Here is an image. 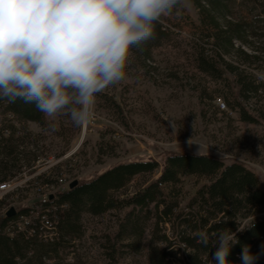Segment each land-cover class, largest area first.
Segmentation results:
<instances>
[{
    "label": "rangeland",
    "instance_id": "374dc122",
    "mask_svg": "<svg viewBox=\"0 0 264 264\" xmlns=\"http://www.w3.org/2000/svg\"><path fill=\"white\" fill-rule=\"evenodd\" d=\"M225 5L228 19L246 25L247 42L234 40V46L248 52L262 46L261 0H225ZM162 20L166 31L159 45L150 49L147 60L133 53L125 79L97 95L96 115L87 126L77 127L67 116H60L53 130V122L43 114L44 123L39 125L20 122L0 109V122H14L20 135L27 133L31 145L26 151H34L38 160L31 172L22 169L14 178L16 190H0L4 204H13L18 210L36 203L37 177L41 174L47 173L50 181L62 176L70 182H87L119 163L156 161V171L137 174L124 187L111 192L117 199L130 198L157 179L169 154L195 153L199 145L187 143L193 135L194 142L203 145L201 154L221 159L222 152L223 163L241 162L256 175L264 192V115L253 110L254 103L264 105V100L250 98L245 105L259 115L258 120H242L237 105L226 97L228 84L233 85L229 72L222 66L213 72L201 69L202 52L210 51L214 42L208 36L213 28L209 16L190 0L178 13ZM224 57L237 62L232 53ZM260 57L256 63L239 65L245 73L255 75L264 71V58ZM217 98L224 102L223 109L217 106ZM170 119L175 120L178 134L173 133ZM202 183H206L203 177L179 176L174 184L158 186L162 192L158 201L176 202L174 216L187 213L189 200ZM162 207L149 202L144 207L111 208L99 215L82 212L75 230L64 233L57 255L44 263L110 264L114 254L120 264H150V249L162 250L169 244L167 264H186L187 250L177 235L180 227H171V221L175 227V217L165 223L159 220ZM130 219L136 221L133 229L130 223L127 225ZM204 264H212L211 256Z\"/></svg>",
    "mask_w": 264,
    "mask_h": 264
},
{
    "label": "trees",
    "instance_id": "16d2710c",
    "mask_svg": "<svg viewBox=\"0 0 264 264\" xmlns=\"http://www.w3.org/2000/svg\"><path fill=\"white\" fill-rule=\"evenodd\" d=\"M190 1L209 16L213 28L208 36L213 38L214 42L210 51L202 52L201 69L213 72L222 66L227 70L232 76L233 85L228 84L226 97L237 105L242 120L255 122L258 120L256 116L259 115L254 111L264 115V105L254 103V111L251 112L245 104L250 98H256L257 102L264 100V82H257L256 76L245 73L239 64L256 63L260 56L264 58V42L262 46L255 47L250 52L234 46V40L240 43L247 42L244 37L246 25L228 19L225 0ZM261 3L264 6V0H261ZM165 31L161 20L155 26L154 38L139 49H133V53L147 60L150 49L159 45ZM230 53L237 62L225 60L224 55ZM0 109L9 111L20 122L32 121L39 125L44 123L41 112L33 105L21 101L8 103L0 100ZM15 126L14 122H0V183L13 179L22 169L31 172L37 160L34 151H26L31 145V141H27L29 136L27 133L20 135ZM157 168L158 163L154 160L119 163L90 181L77 182L71 188L58 191L55 208L46 211L47 205L42 207V213H45L49 221L50 230L54 231L51 240L38 235L42 232L39 223L41 218L38 217L32 219L31 228L34 232L30 235L13 231L16 219L20 215L31 214L33 205L20 208L11 216H3L0 220V264H45L46 259L57 255V246L64 233L75 230V224L82 212L99 215L111 208L144 207L149 202H153L155 206L162 204L158 218L164 223L170 222V217H175V227L173 221L170 225L173 230L180 227L177 235L187 250L186 264H204L215 251L211 243L205 247L200 242L199 234L202 231L211 236L221 228H228L236 234L237 242L227 258L230 264H242L240 255L244 245H249L253 254L261 252V245H264V192L258 186L256 175L244 164L237 161L225 164L221 159L205 154L201 156L189 153L169 154L164 159L160 174L154 182L148 183L127 199H117L112 195L111 192L124 187L133 176L145 172L152 173ZM183 175L203 177L206 183H202L189 200V211L174 216L172 210L176 202L158 201V197L162 195L158 186L174 184L179 176ZM37 179L40 186L55 185L57 182V177L53 181L47 179V173L39 175ZM4 205L6 204L1 200L0 208ZM128 223L131 224V229L136 226L134 220L130 219L127 225ZM4 228L9 231H4ZM120 233L121 229L116 235L119 236ZM169 249V244L162 250L152 247L149 254L150 264H167L171 253ZM110 260V264H120L114 254L110 256ZM256 264H264V254L260 255Z\"/></svg>",
    "mask_w": 264,
    "mask_h": 264
},
{
    "label": "clouds",
    "instance_id": "9594fccd",
    "mask_svg": "<svg viewBox=\"0 0 264 264\" xmlns=\"http://www.w3.org/2000/svg\"><path fill=\"white\" fill-rule=\"evenodd\" d=\"M186 6L187 0H0V100L33 105L53 130L60 116L87 126L97 95L125 79L133 49L154 38L162 18ZM255 75L264 82V71ZM168 121L178 134L175 120ZM192 128L195 133V120ZM193 136L187 143L199 145L193 154L201 156L203 145ZM199 240L215 248L211 262L230 264L237 242L231 229L202 231ZM261 254L264 245L257 254L244 245L240 259L256 264Z\"/></svg>",
    "mask_w": 264,
    "mask_h": 264
},
{
    "label": "built area",
    "instance_id": "2783aa9c",
    "mask_svg": "<svg viewBox=\"0 0 264 264\" xmlns=\"http://www.w3.org/2000/svg\"><path fill=\"white\" fill-rule=\"evenodd\" d=\"M217 101V106L220 109H223L225 107V104L223 101H221L220 98L216 99ZM38 162V160H36ZM60 161L56 162L55 164H59ZM56 166V165H55ZM53 166V167H55ZM52 167V168H53ZM16 178V177H14ZM14 178L10 179L8 181L0 183V190H5L6 192L12 189L16 190L18 187H15L14 184ZM70 181L66 180L64 177L60 176L57 177V182L54 185V188L52 189V185L50 186H38L37 188V200L36 203H33V212L29 215H20L16 221H15V227H14V232H25L27 235H30L34 230L31 228L32 227V219L34 218H41L39 223L41 224L40 229H42V232L38 234L40 237H43L45 239H52V236L54 234L53 230H50V224L48 219L46 218L45 213H42L43 209L42 207L47 205L46 211H49L50 209L55 208V202L57 200V195H58V190L62 189L65 186H68ZM21 185V184H20ZM18 185L19 187H21ZM14 187V188H13ZM51 188V189H50ZM12 190V191H14ZM13 207V204H6L3 207L0 208V220L3 218V214H6L7 210ZM50 208V209H49ZM15 209V208H14ZM17 210H15L16 212ZM33 215V216H32ZM47 231H46V230ZM1 230V228H0ZM4 231H9L8 229L4 228Z\"/></svg>",
    "mask_w": 264,
    "mask_h": 264
},
{
    "label": "water",
    "instance_id": "95a60500",
    "mask_svg": "<svg viewBox=\"0 0 264 264\" xmlns=\"http://www.w3.org/2000/svg\"><path fill=\"white\" fill-rule=\"evenodd\" d=\"M76 184H77V181H76V180H73V181H71V182L69 183L68 187L71 188V187H73V186L76 185ZM13 214H15V209H14L13 207H10V208L7 210V212H6V215H7V216H11V215H13Z\"/></svg>",
    "mask_w": 264,
    "mask_h": 264
},
{
    "label": "bare ground",
    "instance_id": "6f19581e",
    "mask_svg": "<svg viewBox=\"0 0 264 264\" xmlns=\"http://www.w3.org/2000/svg\"><path fill=\"white\" fill-rule=\"evenodd\" d=\"M69 185V184H68ZM68 186H65L64 188L62 189H59L58 191L61 192V191H64ZM3 216H6V214H3Z\"/></svg>",
    "mask_w": 264,
    "mask_h": 264
}]
</instances>
